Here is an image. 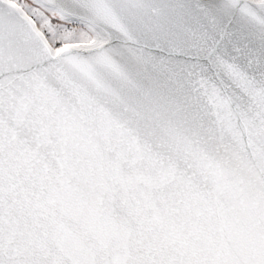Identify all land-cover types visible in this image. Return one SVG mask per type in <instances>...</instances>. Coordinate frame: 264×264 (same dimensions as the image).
<instances>
[{
	"label": "snow or ice",
	"instance_id": "1",
	"mask_svg": "<svg viewBox=\"0 0 264 264\" xmlns=\"http://www.w3.org/2000/svg\"><path fill=\"white\" fill-rule=\"evenodd\" d=\"M0 264H264V0H0Z\"/></svg>",
	"mask_w": 264,
	"mask_h": 264
}]
</instances>
